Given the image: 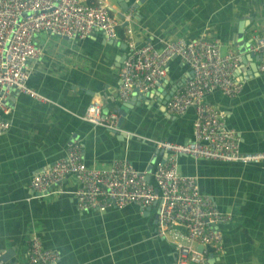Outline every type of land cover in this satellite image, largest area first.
Segmentation results:
<instances>
[{
  "label": "crops",
  "instance_id": "1",
  "mask_svg": "<svg viewBox=\"0 0 264 264\" xmlns=\"http://www.w3.org/2000/svg\"><path fill=\"white\" fill-rule=\"evenodd\" d=\"M104 2L109 6L112 0ZM138 17L127 27L141 46L162 48L177 38L206 39L218 40L222 54H238L235 43L242 21L245 43L254 33L264 36V0H144ZM119 28L115 45L99 30L73 41L48 31L36 34L40 54L30 63L28 86L49 103L17 93L5 117L10 129L0 135V255L13 249L18 264H29L33 235L45 249L59 254L57 264H172L176 258L174 247L156 234V205L143 213L136 204L80 213L68 194L76 188L70 177L53 186L46 197L38 198L30 188L33 175L63 158L73 142L80 144L88 167L126 159L142 172L155 155L157 160L165 157L156 153L152 141L185 144L192 139L194 111L177 116L164 109L172 89L191 76L178 60L168 64L151 98H133L137 105L126 112L120 131L83 121L93 100L100 102L104 114H120L124 101L118 97L119 72L127 51L125 29ZM252 67L247 56L233 72L232 79L242 85L236 97L215 91L205 98L225 112L227 127L236 132L244 153L264 152V75L252 72ZM178 164L180 173L195 178L201 192L231 217L219 227L222 252L213 254L204 247L207 257L214 255L212 264H264V165L185 156Z\"/></svg>",
  "mask_w": 264,
  "mask_h": 264
},
{
  "label": "built area",
  "instance_id": "2",
  "mask_svg": "<svg viewBox=\"0 0 264 264\" xmlns=\"http://www.w3.org/2000/svg\"><path fill=\"white\" fill-rule=\"evenodd\" d=\"M125 21L131 22L130 15ZM121 24L104 0H0V135L11 126L5 117L9 114L7 100L14 88L30 99L49 103L28 86L30 63L40 54L35 45L39 31L73 41L99 30L114 42ZM124 29L127 53L119 72L118 97L125 101L135 90L150 93L166 76L168 64L180 61L190 69L191 76L174 88L165 109L177 116L188 109L194 111L192 139L185 144L152 141L156 153L164 152L166 156L158 160L156 155L153 157L150 183L145 179L147 172L137 171L126 159L107 167H88L80 144L73 142L63 158L33 175L30 188L42 198L65 178H72L76 188L68 194L80 213H102L129 204L138 205L143 213L156 205V234L174 247L176 258L172 264H207L206 252H199L197 247L221 253L223 234L219 227L231 217L219 211L217 204L201 192L195 178L180 173L178 160L185 156L243 166L264 165V152H242L236 132L227 127L225 112L205 101L215 91L228 98L241 92V83L231 77L240 66L239 55L235 51L222 54L218 40L177 38L162 48L150 43L141 46L134 40L133 31ZM249 52L259 57L257 72L264 75L263 35L253 34ZM82 119L93 126L120 131L119 115L104 114L98 100L89 103ZM28 257L29 264H57L60 260L56 251L43 247L37 235L29 241Z\"/></svg>",
  "mask_w": 264,
  "mask_h": 264
},
{
  "label": "water",
  "instance_id": "3",
  "mask_svg": "<svg viewBox=\"0 0 264 264\" xmlns=\"http://www.w3.org/2000/svg\"><path fill=\"white\" fill-rule=\"evenodd\" d=\"M144 3V0H112V3L111 5L108 6V9L109 11L114 14L121 22H122V25L121 27L122 28H125L127 27V22L125 21V18L126 16L130 15V18H131V21L132 20H137L138 17V10H139V7L142 6ZM26 15V14H24ZM244 28H245V21H242L239 23L238 25V33H237V38H236V43H235V46H237L238 48V54L240 55V61L242 63H244L246 60H247V56H249V58L253 61V64H254V67L255 68H251L252 72L256 71L257 72V62L259 60V57L257 55H255L254 53L252 52H249V44L251 43H245L244 39H243V33H244ZM63 39H66V38H63ZM111 45H115L116 43L115 42H110ZM120 45V44H119ZM125 49H127V45L124 44L123 45ZM125 57L126 55L124 56L123 60H125ZM174 91V89H172V92ZM168 94V96L165 98L166 102L168 101V99L170 98L171 94ZM18 93V89L17 88H14L11 93H10V97L8 98L7 102L10 104V102L13 101L14 99V96ZM140 96V100H144L145 98L144 97H149L151 98L153 96V93L150 92L148 94H142V93H139L137 90L133 91L132 94H131V99L130 100H125L122 107H121V111L119 112L121 115V117L119 118V121H118V128H119V125L120 123L122 122V120L124 119V117L126 116V112L130 109L133 108V106L137 105V99H133V98H138ZM165 102V104H166ZM164 109H165V106H164ZM166 110V109H165ZM105 113V112H103ZM122 137L125 136L124 133H119ZM124 135V136H123ZM127 137V135H126ZM132 136H128V138L130 139ZM161 155H165L166 154L164 152H160ZM155 163V160L154 158L151 159V162H150V166L147 168L146 172H147V175L145 177L146 181L148 183L151 182V171H152V168H153V165ZM148 211V209H147ZM197 250L199 252H203L204 251V247L199 245L197 247ZM208 264H212V260L214 259V255L213 254H209V257H208ZM5 263H13V264H18L16 263L14 260H13V249H10L8 251H6L5 253L1 254L0 255V264H5Z\"/></svg>",
  "mask_w": 264,
  "mask_h": 264
},
{
  "label": "trees",
  "instance_id": "4",
  "mask_svg": "<svg viewBox=\"0 0 264 264\" xmlns=\"http://www.w3.org/2000/svg\"><path fill=\"white\" fill-rule=\"evenodd\" d=\"M118 32H119V33H120V32H122V29H121V28H119ZM120 34H122V33H120Z\"/></svg>",
  "mask_w": 264,
  "mask_h": 264
}]
</instances>
